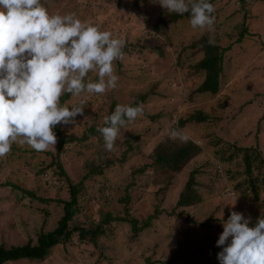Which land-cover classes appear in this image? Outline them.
Masks as SVG:
<instances>
[{
	"label": "rangeland",
	"instance_id": "rangeland-1",
	"mask_svg": "<svg viewBox=\"0 0 264 264\" xmlns=\"http://www.w3.org/2000/svg\"><path fill=\"white\" fill-rule=\"evenodd\" d=\"M208 1L214 5L211 32L193 29L190 18L172 25L171 13L154 0H41L50 15L74 14L75 19L111 32L124 42L126 52L118 69L113 62L119 77L115 89L102 94L84 92L66 101L69 108L82 101L84 106L74 123L56 125L66 146L58 149L56 144V150L37 152L14 143L0 157V244L20 246L28 239L35 241L38 233L52 230L61 218L58 201L69 198L67 182L51 162H60L74 182L85 174L84 165L90 158L101 164L102 174L84 184L75 225L90 227L110 212L136 219L142 226L156 215L150 227L137 235L129 223L112 222L104 227L95 246L74 236L54 248L43 262L8 264H220L217 256L222 246L216 242L231 211L251 217V222L264 214V189L257 201L244 200L237 181L224 175L226 166L218 164L211 146L215 140L234 141L239 147L258 148L248 153L260 151L264 158V3ZM242 23L247 24L248 34L240 45L235 41ZM205 36L214 37L223 47L231 46L224 61L228 67L222 70L219 92L213 99L196 92L204 77L194 68L201 55L189 48ZM162 44L164 51L153 50ZM133 75H140L143 85L129 86L128 78ZM88 79L97 82L98 76L89 72L85 82ZM132 90L147 96L142 114L119 132L111 152L104 144L100 151L97 136L85 130L104 123L112 102L129 103ZM195 110H202L206 120L190 119ZM176 128L201 151L180 172L151 166L152 152L160 143L169 145L171 153L187 143L170 137ZM108 160L113 162L105 166ZM194 172L201 203L172 212ZM21 190L51 201L39 203Z\"/></svg>",
	"mask_w": 264,
	"mask_h": 264
},
{
	"label": "clouds",
	"instance_id": "clouds-1",
	"mask_svg": "<svg viewBox=\"0 0 264 264\" xmlns=\"http://www.w3.org/2000/svg\"><path fill=\"white\" fill-rule=\"evenodd\" d=\"M169 14L190 13L193 29L211 32L214 5L208 0H154ZM209 44L214 37H209ZM124 42L113 38L74 14L50 15L41 0H0V157L15 143L37 152L56 150L58 124L74 123L80 106H61L62 95L102 94L115 89L119 77L113 62L123 60ZM95 72L98 81L88 79ZM143 106L117 105L104 117L102 135L111 152L121 128H127ZM173 140L188 141L182 129L170 132ZM66 146V145H65ZM223 217V215H222ZM251 217L231 211L217 240L220 264H264V214L250 227ZM230 241V242H229Z\"/></svg>",
	"mask_w": 264,
	"mask_h": 264
},
{
	"label": "trees",
	"instance_id": "trees-1",
	"mask_svg": "<svg viewBox=\"0 0 264 264\" xmlns=\"http://www.w3.org/2000/svg\"><path fill=\"white\" fill-rule=\"evenodd\" d=\"M245 2L246 0H240ZM210 2V1H208ZM257 5L264 3V0H255ZM211 3V2H210ZM170 21L172 25L177 24L179 21L190 18V13H184L179 15L177 13H171ZM248 34L247 24H240L237 28V39L236 44H242L244 36ZM251 36V35H250ZM253 37V36H251ZM249 37V38H251ZM209 36L194 40L191 43L189 48L196 49V52L201 55V59L198 61L195 70L201 72L204 77L196 88V92L200 95H205L207 99H213L219 92L220 79L222 76L223 68H227L228 64L224 65L225 57L229 56L231 46L223 47L221 44H218L214 41L213 44H209ZM220 42V40H219ZM164 45L157 46L154 51H157L159 54L160 51H164ZM188 48V49H189ZM123 52H126V47L122 48ZM118 67H120V60L114 61ZM121 69V68H120ZM129 79V86L138 85L140 82V75H133ZM141 85L142 82H140ZM137 92V93H136ZM130 100L126 105L137 106L143 105L145 103L146 94L145 92L132 90ZM136 93V94H135ZM135 94V95H134ZM71 97V94H64L61 97L60 104L61 106L65 105L68 98ZM119 103L112 102L108 107L107 116L111 115L115 107ZM120 105V104H119ZM193 121L197 123L203 122L206 120V116L202 110H195L192 116L190 117ZM106 126L104 123L100 126L92 125L85 132L88 135L97 136L98 143L97 148H100V144H104L102 135L97 131L98 127ZM123 128L120 129V131ZM53 131L58 137L57 147L62 149L63 146L67 143V140L61 139L60 128L54 127ZM70 139H73L71 137ZM82 140L86 139L81 137ZM211 146L214 151V156L219 165H225L224 175L230 179V181H237V189H240L243 193L244 200H251L255 202L259 199V196L264 189V158L262 154L257 152H252L250 155L248 151H254L258 148H243L239 147L234 141L229 143L225 140H215L212 141ZM131 147L129 146L128 149ZM101 151V148H100ZM169 145H164L160 143L157 148L152 152V163L151 166L160 167L166 169L168 167L173 172H180L187 165V163L198 154L201 149L195 145L193 142H187L184 146L176 148L172 153L169 152ZM238 154H242L239 157ZM243 161V164L239 162ZM112 160L105 162V166L112 164ZM50 165L56 167L58 175L64 177L65 182H67L68 200H59L58 202L62 205V216L58 220L56 226L47 232H40L37 234L36 240L28 239L23 245H10L6 246L5 244H0V264H8L10 262H20V261H34V262H43L47 259L60 244H65L70 242L74 236L81 243H89L91 245H96L97 240L105 233V228L112 222H124L129 223L131 226V231L134 235H137L143 229L150 227V220L154 218V215L149 216L148 220L144 222L142 226H138L136 219H127L119 216H113L110 212L104 213L99 217L97 224L89 223L90 227L77 226L75 225L74 219L80 213L79 198L82 197L80 194L83 193L85 189V182L90 180L94 175L102 174V167L96 164L95 157L90 158L85 167V174L78 182H74L72 179L68 178L66 175L63 166L60 162H51ZM241 169V171H239ZM142 172V170H139ZM196 172L191 173L190 179L186 182L185 187L182 192L179 194V198L176 201L175 209L191 207L193 205L201 203V196L196 189L197 182L195 179ZM242 177H244L242 180ZM12 186V185H11ZM14 187V186H12ZM15 189H18L16 186ZM247 188V189H246ZM28 198L36 200L42 204L50 203L51 199L38 197L32 191L21 190ZM129 200V197H127ZM120 201H123L121 199ZM126 203V198L124 199ZM257 221L251 222L250 227H254Z\"/></svg>",
	"mask_w": 264,
	"mask_h": 264
}]
</instances>
